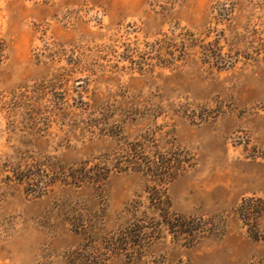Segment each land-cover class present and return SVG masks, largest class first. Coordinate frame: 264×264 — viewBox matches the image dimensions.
I'll list each match as a JSON object with an SVG mask.
<instances>
[{
	"label": "rangeland",
	"instance_id": "1",
	"mask_svg": "<svg viewBox=\"0 0 264 264\" xmlns=\"http://www.w3.org/2000/svg\"><path fill=\"white\" fill-rule=\"evenodd\" d=\"M0 43V264H264V0H0Z\"/></svg>",
	"mask_w": 264,
	"mask_h": 264
},
{
	"label": "trees",
	"instance_id": "2",
	"mask_svg": "<svg viewBox=\"0 0 264 264\" xmlns=\"http://www.w3.org/2000/svg\"><path fill=\"white\" fill-rule=\"evenodd\" d=\"M1 44V43H0ZM202 48V56H203V61L206 64L211 65V67L213 68H218V70H226L228 68H231L230 66L233 65V59L230 60V56H226L227 54L224 53L223 48L218 44V42H211L209 43L207 46H203ZM2 50V46H0V52ZM1 54V53H0ZM1 56V55H0ZM141 143V141L139 142ZM141 144H130L127 143V159L125 161H123V166H119L117 167L119 172H130L133 171L134 173H142L144 176H146V178H148L149 182H155L157 185L160 184H165L164 180H171L172 178H174L175 174V170H181L183 163L179 162L177 163V165H174L173 161H177V159H171L170 161H165V158L160 157L159 155L156 156V158H152V160L150 161H146L145 163H133L132 160L133 158L136 159V156L134 154H137V151L139 149H142V146H140ZM120 159V158H119ZM121 160H123L121 158ZM126 161H129L128 163ZM119 162V161H118ZM172 162V163H171ZM122 164V163H121ZM177 166V167H176ZM21 168L17 169V181L19 182H31V177L34 176L35 174L32 173L33 169H35V166L33 165L31 166H27L25 168H23V166H20ZM27 168V169H26ZM42 172L41 170L38 171L37 176H41L42 177ZM171 172V173H170ZM91 175H93V177H90ZM95 176V178H94ZM99 176V175H98ZM97 176V172H95L94 168L87 170V172H85V177L83 179H85L86 182H101L105 179H103L106 175H100L99 177ZM155 178V179H152ZM149 194L152 201H156V203H159V205H157V210L163 213V219H164V223L165 226H167V228L170 230V232H175V225H172V223H170V219L173 217V214L170 213V207H169V201H168V197L166 195V193L162 190L159 189L158 191L155 190L153 192V189H148ZM164 208V209H161ZM244 207H241L240 209V216L242 217V219L247 223V226H249V233L250 235L256 239V240H260L261 239V235L258 231L257 228H251L249 224H251L250 222L255 221L256 218H258L259 213H256L255 211H253L252 213H243ZM134 216L135 218L141 217L138 215V209L134 210ZM137 221L140 223L139 219H137ZM178 222H181V226L183 229V234H188L190 233V231H186L190 229V224L188 223L187 220H185L182 217H178L177 219ZM144 227H139L138 230L134 233H130L128 235V233L123 234L125 237H129V239H133L135 237L136 234H138L137 237H139L140 235L144 234Z\"/></svg>",
	"mask_w": 264,
	"mask_h": 264
}]
</instances>
